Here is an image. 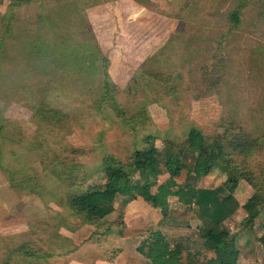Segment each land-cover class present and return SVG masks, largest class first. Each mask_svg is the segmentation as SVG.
<instances>
[{"label": "rangeland", "instance_id": "374dc122", "mask_svg": "<svg viewBox=\"0 0 264 264\" xmlns=\"http://www.w3.org/2000/svg\"><path fill=\"white\" fill-rule=\"evenodd\" d=\"M14 1L0 0V203L13 215L0 260L115 263L121 253L123 264H146L136 246L159 229L209 264L201 220L174 197L165 216L140 197L124 205L117 197L95 225L66 206L68 194L105 181L108 156L129 161L147 135L159 148L181 147L191 127L254 181L239 180L240 206L224 226L263 239L255 196H264V0H135L141 15L130 0ZM183 162L179 183L216 187L226 177L216 169L195 179L193 156ZM25 250L32 261L19 255Z\"/></svg>", "mask_w": 264, "mask_h": 264}, {"label": "trees", "instance_id": "16d2710c", "mask_svg": "<svg viewBox=\"0 0 264 264\" xmlns=\"http://www.w3.org/2000/svg\"><path fill=\"white\" fill-rule=\"evenodd\" d=\"M17 1L20 0L14 3H18ZM229 18L237 23L238 10L231 11ZM144 141L145 145L141 149H135L127 162L108 156L104 161L105 181L100 185L87 187L80 193L68 194L66 206L82 223L95 225L114 211L113 202L117 197L122 198V205L140 197L153 208H158L164 216L169 210V198L174 197L181 205L194 207L201 220L198 235L202 248L213 253L208 263L236 264L237 237L229 232L224 223L239 207L234 195L239 180L245 178L254 185V181L248 176L249 172L240 171L233 166L217 141L214 138L205 139L196 127H191L185 143L178 148L170 140L165 141L163 147L159 148L152 135H147ZM185 154L193 156V178L200 179L217 169L226 175L223 183L216 187H201L190 182H177L176 177L184 168ZM163 174H167L166 178L157 182L158 177ZM255 199L258 205L259 202L264 204V196L257 195ZM258 205L243 218L246 222L255 220L259 215ZM136 250L146 258V264L198 262V250L190 251L179 241H169L159 229L151 230L139 242ZM18 253L22 259L28 261L36 256L27 250ZM0 264L6 263L0 260ZM25 264L28 263L25 261Z\"/></svg>", "mask_w": 264, "mask_h": 264}, {"label": "crops", "instance_id": "0c3cea01", "mask_svg": "<svg viewBox=\"0 0 264 264\" xmlns=\"http://www.w3.org/2000/svg\"><path fill=\"white\" fill-rule=\"evenodd\" d=\"M138 2H141V1L130 0V5H131V3L132 4L134 3L132 10L136 11V13L139 11V13L141 15V12L144 11L143 9L145 7H143V9L139 8V6H143V5L141 3L139 4ZM146 11L144 12L145 15L148 13ZM126 19L129 21V23L134 24L133 23L134 22L133 16H128V17H126ZM135 27H136V25L133 27L134 34H135V30H136ZM138 27H140V26H138ZM240 185H241V183L240 184L238 183L237 188H236L237 191L239 190L238 187ZM201 187H205V186H201ZM234 195L236 197V194H234ZM236 199H237V197H236ZM11 205L12 204H8V202H1L0 203V209L2 208V211L5 212V214L7 213L6 215L4 214V216H6V217H4V216L0 217V228H2L3 231H5L3 233H0V236L6 235V233H12L11 231L9 232L8 229H6L10 225V224L6 225L7 221L12 219V217H13V215L11 216ZM239 206H240V204H239ZM6 208H9V210H7ZM23 221H24V223L19 228H17L19 231H26L27 230V223H26L27 220H23ZM4 222H5V224H4ZM261 230H264V229H261ZM257 236H260V235L257 234ZM67 237H69V236H67ZM259 244L261 246L264 244V237L262 240H257V238L251 234L242 233V234L237 235V240H236L237 260H236V264H257V262H255L256 260L259 262V264H261L262 262L264 263V255H262L260 252L255 250V249H258ZM260 251H262V250H260ZM263 253H264V250H263ZM120 256H121V253L119 256H117L118 259L115 263L114 262L112 263V261H103L102 259H100V260L97 259V260H92V261H84L82 259L75 258V257H69V258L66 257L65 258L66 259L65 264H121L123 262V260Z\"/></svg>", "mask_w": 264, "mask_h": 264}]
</instances>
